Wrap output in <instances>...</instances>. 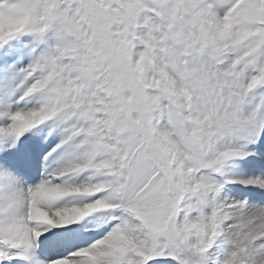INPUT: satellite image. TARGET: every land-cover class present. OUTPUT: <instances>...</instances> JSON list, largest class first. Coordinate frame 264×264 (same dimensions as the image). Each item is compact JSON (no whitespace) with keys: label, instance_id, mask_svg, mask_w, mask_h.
<instances>
[{"label":"snow or ice","instance_id":"6c2138e0","mask_svg":"<svg viewBox=\"0 0 264 264\" xmlns=\"http://www.w3.org/2000/svg\"><path fill=\"white\" fill-rule=\"evenodd\" d=\"M0 264H264V0H0Z\"/></svg>","mask_w":264,"mask_h":264}]
</instances>
